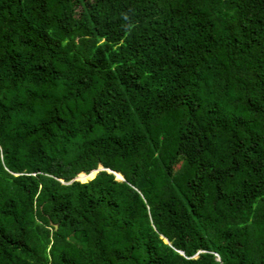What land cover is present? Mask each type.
<instances>
[{
  "label": "trees",
  "instance_id": "obj_1",
  "mask_svg": "<svg viewBox=\"0 0 264 264\" xmlns=\"http://www.w3.org/2000/svg\"><path fill=\"white\" fill-rule=\"evenodd\" d=\"M0 264H264V0H0Z\"/></svg>",
  "mask_w": 264,
  "mask_h": 264
},
{
  "label": "water",
  "instance_id": "obj_2",
  "mask_svg": "<svg viewBox=\"0 0 264 264\" xmlns=\"http://www.w3.org/2000/svg\"><path fill=\"white\" fill-rule=\"evenodd\" d=\"M102 169H103V168L100 167V168L95 169V170H92V171H95V172L97 173L99 170H102ZM90 172H91V171H90ZM90 172H89V173H90ZM89 173H88V174H89ZM83 174H84V173H83ZM114 174H115V176H117V173H114ZM118 175H119V174H118ZM93 177H94V176H93ZM93 177H92V178H93ZM120 177H121V175H120ZM120 177H119V178H120ZM92 178H91V179H92ZM73 180H79L78 176L75 177ZM121 180H123L122 177H121ZM54 226L56 227V225H54Z\"/></svg>",
  "mask_w": 264,
  "mask_h": 264
},
{
  "label": "rangeland",
  "instance_id": "obj_3",
  "mask_svg": "<svg viewBox=\"0 0 264 264\" xmlns=\"http://www.w3.org/2000/svg\"><path fill=\"white\" fill-rule=\"evenodd\" d=\"M95 174H96V172L94 173V176H95ZM116 177V179H118V180H121V177L119 178V177H117V176H115ZM91 178H89V179H85V180H80L79 179V181H82V182H85V181H88V180H90Z\"/></svg>",
  "mask_w": 264,
  "mask_h": 264
},
{
  "label": "bare ground",
  "instance_id": "obj_4",
  "mask_svg": "<svg viewBox=\"0 0 264 264\" xmlns=\"http://www.w3.org/2000/svg\"><path fill=\"white\" fill-rule=\"evenodd\" d=\"M117 176H120V175H117Z\"/></svg>",
  "mask_w": 264,
  "mask_h": 264
}]
</instances>
